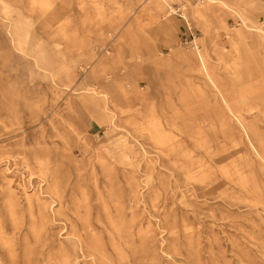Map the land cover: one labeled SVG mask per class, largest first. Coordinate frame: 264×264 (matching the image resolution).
<instances>
[{
	"label": "rangeland",
	"instance_id": "obj_1",
	"mask_svg": "<svg viewBox=\"0 0 264 264\" xmlns=\"http://www.w3.org/2000/svg\"><path fill=\"white\" fill-rule=\"evenodd\" d=\"M43 1L0 0V264H45L70 247L65 218L54 213L60 199L71 221L103 232L114 261L111 234L131 228L134 264H264V204L224 188L207 197L193 191L173 158L137 132L152 115L174 121L193 161L220 160L213 177L239 184L248 176L240 155L227 158L232 150L223 145L212 155L193 136L194 111L205 101L196 94L189 109L180 102L190 73L182 56L196 41L221 79L233 78L238 64L254 85L264 82V38L234 13L194 18L198 0H49L48 8ZM225 1L264 30V0ZM93 88L107 109L87 105ZM108 117L117 128L108 129ZM123 135L142 143L126 157Z\"/></svg>",
	"mask_w": 264,
	"mask_h": 264
},
{
	"label": "bare ground",
	"instance_id": "obj_2",
	"mask_svg": "<svg viewBox=\"0 0 264 264\" xmlns=\"http://www.w3.org/2000/svg\"><path fill=\"white\" fill-rule=\"evenodd\" d=\"M159 1L165 2L166 0ZM198 1L197 9L194 11V18H203L205 14L219 18L220 12L234 13L242 20L248 32L257 31L260 37L264 38V30L249 27L242 15L233 10L225 0ZM1 2L5 5L3 1ZM42 4L45 8L50 6L49 0H44ZM168 12L173 13L174 10L171 8ZM64 13L67 14L65 9ZM182 18L186 19L185 17ZM243 37V40L246 39ZM193 43L191 54L182 56L184 62L190 68V73L189 78L185 82V88L181 90L180 94V102L186 109L190 107L192 95L198 94L205 101L202 108L194 111V119H192L191 123L194 128L197 127L198 129L193 132V136L196 140L202 142L208 153L212 155L214 153L212 147L220 145H223L222 148L224 149L230 148L232 150L226 155L227 158L240 155L248 170V176L241 179L239 184H235L234 180L221 181L213 177V165L221 161H217L215 158H212L209 163L193 161L191 152L185 146L186 141L179 139L174 134V130L178 129L174 121L163 122L162 119L152 115L146 123L139 124L137 132L141 135H146L151 141L153 148L166 158L170 160L173 158V165L176 169L174 173L184 175L186 180L191 182L193 191H200L203 196L207 197L224 188L227 194L232 191L235 195H238V199L247 200L250 197H257L256 205H263L264 120L261 118L263 108L260 102L264 98V82L257 81L252 85L250 81H246L245 75L241 72L238 64H235L231 70L233 78L221 79L209 65L205 52L202 51L196 41ZM219 56L221 60L227 58L221 52ZM87 92V105L98 111H101V109L105 110L106 102L102 100L104 96L99 94L95 88L91 91L87 90ZM101 103H104L105 108H103ZM108 120L109 130L117 128L113 118L108 117ZM208 130L213 132L212 138L206 135ZM137 137L141 138V136ZM137 137L133 140L134 146L129 143L125 135L119 139L121 154L124 157L128 153H134L136 144H142ZM98 156L102 169L109 175H113L115 173L114 164L107 160L102 153ZM155 160L157 162V159ZM241 171L242 169L236 170V175L240 176L239 173H242ZM44 181L48 183L46 178ZM50 188L54 194L59 193L60 180L55 178ZM136 196L138 195L136 194ZM64 209L65 206L60 199L59 209L54 213L64 217L66 222H70V224L65 222L64 227L61 229H67V241L70 242V247H60L54 257L49 256L47 258L45 264H134L137 252L132 248V245L136 243V239L131 232V228L128 231H125L124 228L119 230L118 233L120 234H118L117 238L114 237V234H111V248L117 253V260L114 261L105 243L103 232L98 233L95 226L90 224V222L87 223V221L82 226H79L71 221ZM9 211L14 218V208L10 207ZM120 224H122L121 221ZM41 232L40 229L38 232V229L33 228L34 234L40 236ZM173 234L171 233L169 238L177 245L179 237H174ZM137 238L142 244L146 243L145 234L141 231L138 232ZM80 257L82 258L81 263L79 261ZM58 260L60 261L56 262ZM11 264H16V262L12 261ZM26 264H30V258Z\"/></svg>",
	"mask_w": 264,
	"mask_h": 264
}]
</instances>
